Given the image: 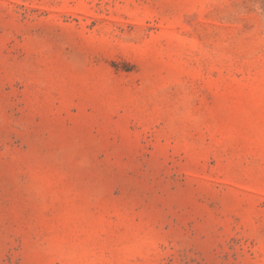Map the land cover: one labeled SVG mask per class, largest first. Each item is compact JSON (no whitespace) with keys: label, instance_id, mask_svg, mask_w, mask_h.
Wrapping results in <instances>:
<instances>
[{"label":"rangeland","instance_id":"rangeland-1","mask_svg":"<svg viewBox=\"0 0 264 264\" xmlns=\"http://www.w3.org/2000/svg\"><path fill=\"white\" fill-rule=\"evenodd\" d=\"M0 264H264V0H0Z\"/></svg>","mask_w":264,"mask_h":264}]
</instances>
